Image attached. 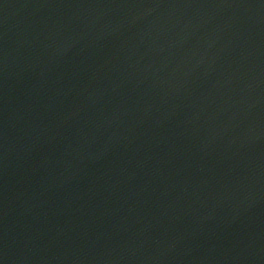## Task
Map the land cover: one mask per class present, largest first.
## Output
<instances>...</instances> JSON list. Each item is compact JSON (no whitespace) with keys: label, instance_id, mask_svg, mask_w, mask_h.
Listing matches in <instances>:
<instances>
[{"label":"water","instance_id":"obj_1","mask_svg":"<svg viewBox=\"0 0 264 264\" xmlns=\"http://www.w3.org/2000/svg\"><path fill=\"white\" fill-rule=\"evenodd\" d=\"M0 264H264V0H0Z\"/></svg>","mask_w":264,"mask_h":264}]
</instances>
